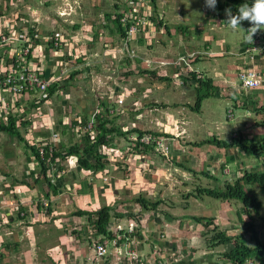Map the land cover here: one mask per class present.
Segmentation results:
<instances>
[{"label":"crops","instance_id":"1","mask_svg":"<svg viewBox=\"0 0 264 264\" xmlns=\"http://www.w3.org/2000/svg\"><path fill=\"white\" fill-rule=\"evenodd\" d=\"M80 1L82 2V9L79 10L76 21L73 18L71 19L73 23H70L69 20L63 19L72 24L70 25L72 29L67 32L63 29L60 30L71 40L72 45L70 46L80 55L77 63L69 67L68 77L62 79V82H55L58 84L57 91L53 94H49L48 91L49 98L45 102L36 100L37 93H29L15 100L12 104L13 111L10 112V117L13 115L16 118L24 117L29 119L31 123L27 122V124L18 126L15 119L21 138L17 137L24 144V150H21L20 147H4L2 155L0 154V264H92L91 259H93L94 254L90 247L91 238H95L96 235L102 232L97 231V227L90 224L86 214L80 215L76 211L94 212L103 206L112 207V213L116 214V216L112 214L107 227L114 223L124 225L129 219L136 220V240L131 247L141 257L147 259L149 264H159L161 261L181 264H229V261L221 253L231 249L232 242L217 245L213 248L207 247L208 233L214 225H217L219 229L226 230L229 235L234 236L242 232L241 234L246 238L251 232H243L244 229L240 223L241 221L251 220L254 224L259 223L256 227V235L259 229L258 233L261 232L264 237V224L260 222L259 217L250 208H245L239 200L218 199L219 201L210 203L205 198L208 195L199 193L196 187L195 194L185 196L186 198L182 194H178L177 197L172 196V211H164L161 215H157L159 212H156L159 207L153 210H145L135 202V197L141 195L151 201L160 199L161 204L164 198L167 197L166 194H168L170 188L172 190L174 187L176 188L178 182L186 184L189 179L195 180L197 178L201 185L198 187L221 189L226 182H232L234 179L243 177V174L238 177L233 173L231 176L229 172L225 171L229 166V155L226 153L224 157L218 155L212 164L205 166L204 170L206 171H203V174L207 177L205 183L200 182L199 177L195 175L196 173L191 176L188 170L190 167L184 168L183 163L179 161L183 150V145L179 143V139H181L179 136L186 132V129L183 125L176 124V119L180 115H177L175 112L177 110L173 109V111L167 113L168 121L171 120L176 125L173 126L170 135L163 138L164 141L166 139L165 144L168 145L167 153L158 152L153 147L146 146V149H141L140 151L143 150V152L139 151L138 157L134 158L128 146L130 140L138 136V133L132 129L144 131L141 123L138 124L136 121L137 119L140 121L142 117L150 114L148 112H152L129 111L131 107L128 104H122L126 98L132 95L135 88L122 85L120 93L114 94V90L119 88H113L112 86L109 88L107 101L100 103L98 99L101 97L99 96L95 106L92 101L90 102L91 109H89L84 94L79 102L82 111H73L71 101L68 99L70 96H68V92L64 95V91L76 71H86L83 77L90 82L92 91L98 86L102 87L109 80H113L115 83L121 80L123 83L126 80L125 72L123 77L119 79L117 77L118 66H121L125 71L127 63L131 62L132 68L133 59L141 61L142 64L145 63L146 66L152 68L151 71L154 74V69L160 68L164 75L162 74L163 76L159 77L163 79L172 78L174 84L188 85L187 79L182 78V75L181 79L174 76L179 66H175L173 63L179 61L181 56L187 59L190 69L201 72L203 77H207L202 71L194 67L197 52L203 55L200 58H206L205 54L209 57L224 56L232 52L233 47L236 46L237 62L234 64L227 62L223 73L214 74L210 78H212L215 86L222 85L224 89H227L228 85H235V87H230L238 93L235 104L230 97L231 95L227 99H230V104L233 103L236 108L235 111H241L235 116L239 122L237 132H242L248 137L258 136L264 134V126L260 123L264 121V114L257 112L258 110H255L254 107H260L264 104V53L262 56L257 57L260 64H256L262 73V84L245 94L238 85L236 74L244 66L239 53L247 44L245 41V27L247 25L242 22L241 25L244 27L243 38L234 43L230 37L235 35L236 39L240 38L243 30L240 32L235 29L228 33L227 29H222L227 25L225 22L227 20L225 9H231V11L233 9L230 6L223 5L221 0H217L214 11L204 8L208 25H199L196 29H192L196 33L201 31L204 46L199 45L200 47L193 48H191L189 41H185L192 39L191 42L196 45H198V41L194 37L183 38L182 34L186 26L178 24V21L180 23V21L186 19V16L176 18L173 22L175 27H173L172 24L168 23L170 18H166L164 10L160 8L163 1L153 0L157 11L162 12L165 24L162 28H156L155 31L141 32L134 40L130 41L129 48L134 52L135 57H131L129 49L127 50L124 47L122 29L117 27L116 17L114 16L118 8L116 0ZM180 9L181 7L177 1L175 17ZM30 18L32 22L33 17L31 15ZM38 19L40 20L39 16ZM34 24L40 30V21ZM206 29H208V32ZM260 32L264 35V31ZM176 35L180 38L174 44L173 37H176ZM210 43L218 44V48L211 49ZM47 50L45 48L46 74L51 70H55V62L58 59L49 54ZM162 54L165 55L162 56ZM109 61L116 67L113 71L104 69ZM147 61H150V63L148 64ZM159 61L166 64L161 65ZM167 64L170 65V69L174 70L172 74H167V71L170 70L168 67L166 68ZM100 68L103 69L102 72ZM147 68L143 72L148 73ZM56 69H58L57 66ZM146 73H144L145 76ZM158 74H160L159 71ZM144 75L139 77L137 82H144ZM150 85H159L157 90L163 95L165 94L160 89V84L152 82ZM138 93L133 95L137 97L136 100L147 97L144 91H141L140 95ZM223 93L227 94L229 92L223 91ZM118 99H122L123 102L119 103ZM249 104H251V108H249ZM134 105H136V101ZM97 107L100 111L96 116L102 113L105 118L110 120L109 126L120 127L121 131L125 132V134L113 133L111 136L108 135L110 142L105 144L113 150L127 149L128 151L125 152L128 155L125 156V159H118L117 161V157L110 160L106 154V166L95 172L83 169L77 162L76 155L66 156L59 162V168L63 169V174L58 181L53 183L57 189V192L54 193L46 180H37L32 175L40 169L39 164L34 159L33 141L35 139H46L52 128L59 132V149L67 146L62 142L64 132L71 133L73 138L80 140L81 138L76 137L71 129L75 122L74 119L78 116L84 120L89 119ZM66 116L68 123L64 122ZM10 117L5 121L0 119V124H7ZM129 117L135 119L133 126L131 125L132 129H129V123L126 125L120 122L121 119L125 120ZM33 122L35 124L36 122L42 123L44 126H35ZM251 122L254 123L252 125L254 128L251 127ZM161 124L164 127L165 123L162 122ZM250 131L252 132L250 133ZM0 132L4 131L0 130ZM214 136L217 137V135ZM209 146L215 145L210 144ZM232 148L243 153L239 148ZM223 149L225 150V148ZM38 158L40 159L39 156ZM45 158L51 159V155L46 153ZM257 159H261L262 166H264V154L257 157ZM231 177L232 181L230 180ZM245 187L250 188L258 199V193L264 192L258 184H246ZM179 190H181L180 186ZM151 195L152 198L150 199ZM198 199L207 202H205V205L197 206L195 202ZM41 201L47 202V205L42 206ZM248 212H250L252 218L248 215ZM238 213L241 221L238 218ZM258 214L264 217L260 215V209ZM191 216L212 217L214 223L203 227L201 223L193 221ZM258 237L261 239L260 236ZM247 243L249 246L254 245L253 240L251 242L247 240ZM255 257L247 259L243 264H260ZM112 260L113 255L111 254L103 264H109Z\"/></svg>","mask_w":264,"mask_h":264},{"label":"rangeland","instance_id":"2","mask_svg":"<svg viewBox=\"0 0 264 264\" xmlns=\"http://www.w3.org/2000/svg\"><path fill=\"white\" fill-rule=\"evenodd\" d=\"M163 5L160 7L161 10H164L166 14V18L168 19V23L173 25V22H175L176 18L180 17L183 18V16H186V19H183V21H178V24L185 25L186 28L183 32V38H195L198 41V45L193 44L191 41L192 39H187L185 42L189 41L191 48L193 47H200L199 45L204 46V39L202 37L201 31L199 33L194 32L193 30L196 29L199 25H208V19L205 15L204 8V0H162ZM178 5L181 7L180 12H178L177 16L175 17V6ZM225 0H221V3L224 4ZM69 2L72 3V6L74 4V0H0V13L1 16H7L10 15L13 12H18L23 17H27L28 20L31 22L30 18V10H35L36 15L40 17V31L41 33H48L50 31V28H56V29H63L64 31H68L69 29H72V27L69 24L68 21H64L63 18L73 19L76 21L78 18L79 10L82 9V2L78 0V7L76 10V14L72 13L71 17H59L57 14L58 10H62L63 7L69 8ZM172 18V19H171ZM173 27H175L173 25ZM240 27L243 29V34L240 38H237L234 36L230 37L234 43L239 41L243 38L244 35V27L240 25ZM186 29H188L186 31ZM193 29V30H192ZM222 29H227L228 33L231 32L233 29H231L228 25H225L222 27ZM231 29V30H230ZM242 29L237 28L238 31H242ZM208 32V29H206ZM238 33V32H237ZM223 35V34H222ZM225 36V35H224ZM240 36V35H239ZM226 37V36H225ZM178 38H180L178 35L176 37H173V40L175 41L174 44L177 43ZM211 49L218 48V44H212L210 43ZM175 48V47H174ZM226 54V53H225ZM165 54H162V56ZM203 55L197 52V56H195V65L194 67L204 73L207 77H213L214 74L218 75L224 72L225 70V64L228 62L230 64H234L236 61V46L233 47L232 52L226 55H219L215 57H209V55L205 54L206 58H200ZM167 57V56H166ZM109 59V58H108ZM138 61V60H137ZM135 59H133V66L131 68V62H128L126 65V70H123L121 66H118V75L117 77L122 78L123 73L125 72L126 80L122 83L121 80L118 82H113V80H109L110 84L108 82H105L102 87L94 88L91 90L90 82L85 79L83 76L86 73V71H81L76 73L74 71V77L69 80L67 84V89L64 91V95L68 92V96H70L68 99L71 101V104L73 106V111H82L79 107L80 99L85 94V100L89 104V109H91V101L94 103V106L97 102V99L100 103L102 101H107L109 88L113 86L118 87L119 89L114 90V94L120 93V90H122L121 86L125 85L133 89L134 92H132V95H130L122 104H128L131 109L129 111H152L148 112L149 115L142 117L141 120L137 119L136 122L141 123L142 127L144 128L145 132L153 133L158 136H161L162 138H165V136L170 135L173 126L176 124L183 125L186 129V132H183L180 134L178 132L179 137V143L183 145V150L181 151L182 155L179 158V161L183 163L184 168L189 166L188 170L192 174L197 175L199 177L201 183H205L206 176L203 174V171L205 169V166L208 164H212V162L215 161L216 156L221 155L224 157V154L226 153L229 155V161L227 166V170L229 173L232 174L235 173L236 176H240L244 174L246 171H254V170H261L264 169V166H262L261 159H257L254 156H247L241 152H237L232 147L226 148L225 150L221 147L216 146H209V143L201 144V145H195V143H198L200 141H203L204 139H207L211 136L217 135V137H220L222 139H226L227 141H231V139L237 134V127H239V122L236 120L235 116L237 113H241V111H235V107L233 103L230 104V99H227L229 97L228 95H231L232 101H234V104L236 102V97L238 96L237 91H233V89H230V87H235V85H228L227 89H224L222 85H217V96H209L202 100L201 106L199 110H195L193 108V105L195 104L196 99V93L194 89V84L191 82L188 85H179L174 84L171 79H163L159 76H163L164 72L161 71V69L157 68L154 69L155 74L151 71L152 68L146 66L145 63H140ZM256 64H260V60L256 59ZM170 65H166V68H169ZM114 64L112 65L111 61H109L104 69H109V71H113ZM148 67V68H147ZM148 69V73L143 72L144 69ZM163 68V66H161ZM233 68V67H232ZM83 69V68H82ZM101 72L103 71L102 68H100ZM164 69V68H163ZM179 70V69H178ZM158 71L160 74H158ZM173 69L167 71V74H172ZM130 72V73H129ZM146 73V76L144 75ZM163 74V75H162ZM144 75V82H137V79L139 77H143ZM168 75H166L168 77ZM176 79V78H175ZM152 82H156L157 84H160V89L164 91V95L160 93L157 88L159 85H150ZM184 84V83H183ZM214 85V84H213ZM104 86V87H103ZM102 88H104L102 90ZM99 89V90H98ZM144 91L147 94L146 98H142L141 100H136L137 97H134L133 95L137 92L138 95H140V92ZM223 91L229 92V93H223ZM231 93V94H230ZM62 94V93H60ZM63 95V94H62ZM143 96V94H142ZM124 99V98H123ZM136 101V105H134V102ZM58 104V102H56ZM93 106V104H92ZM29 107V105H28ZM31 108V106L29 107ZM228 108H231L234 112L233 118H228L226 111ZM249 108H251V104H249ZM173 109H176L175 111L177 115H180L178 119H176V124L172 123L171 120L168 121V112L170 113L173 111ZM242 113H244L242 111ZM135 121L134 117H129L124 119H121V123H125L126 125H129V129L131 128V125L133 126V122ZM164 122V127L161 124ZM252 123V122H251ZM252 125L254 123H252ZM162 130H160V129ZM235 128V129H234ZM254 128V126L252 127ZM251 129V128H250ZM262 130V129H261ZM252 131H250L251 133ZM177 135V136H178ZM216 137V136H215ZM77 139L73 138L71 133L64 132L62 134V142L64 144L68 145L69 142H74ZM166 141V139H165ZM120 142V141H119ZM24 144L18 139L17 136H11L7 133L0 132V154L2 155V149L4 147H16L21 148V150H24L23 148ZM26 150V149H25ZM192 150V151H191ZM194 151V152H193ZM161 152V151H158ZM193 152V153H192ZM243 154V155H242ZM106 157V156H105ZM189 159V160H188ZM263 159V158H262ZM183 168V167H182ZM181 168V169H182ZM183 168V169H184ZM123 169V168H121ZM186 173V172H185ZM184 175V174H183ZM234 176V175H233ZM232 181V177L230 179ZM160 186V184H159ZM179 186L181 187V190H179ZM184 186V187H182ZM201 186L198 182V179L195 180H188L186 184H183V182H178L176 188L174 187L173 190L170 188L168 190L167 197L164 198V201L158 205L159 207L156 212L157 215H161L164 211H172V205L173 200L172 196L177 197L178 194H182L184 198L188 195L195 194L196 187ZM159 189V188H154ZM258 197L261 202L260 207V215L264 216V192L258 193ZM150 199L152 198L149 197ZM207 201L217 202L219 201L216 198H212L209 196H206ZM158 200V199H157ZM160 200V199H159ZM206 200L201 201L198 199L195 203L198 205H205ZM183 203V202H180ZM235 203V202H233ZM112 217V216H110ZM240 220V216H238ZM111 219V218H110ZM241 221V220H240ZM244 222V221H243ZM243 222L241 221V226H243V232H248V228L243 225ZM257 225L259 223L254 224V228L256 230ZM242 231V230H241ZM238 232V231H235ZM240 232V231H239ZM259 232V229L257 230V235L263 237V234ZM242 233V232H241ZM251 233L246 237V240L251 242ZM264 238V237H263ZM256 259L260 262V264H264V262L255 255Z\"/></svg>","mask_w":264,"mask_h":264},{"label":"built area","instance_id":"3","mask_svg":"<svg viewBox=\"0 0 264 264\" xmlns=\"http://www.w3.org/2000/svg\"><path fill=\"white\" fill-rule=\"evenodd\" d=\"M65 1V0H63ZM118 8L114 16L118 25L123 30L124 47L130 52L131 57H135L134 52L129 48V43L134 40L141 32H152L156 28H162L165 24L161 11H157L153 0H116ZM74 4L69 2L70 7H63L58 10L59 17H70L72 13H76L78 1L74 0ZM33 17L32 22L20 15L17 11L7 16H1L0 13V119L7 120L10 117L12 104L15 100L29 93H37V101H46L49 98V87L55 82H62V79L68 77V69L73 64H76L79 59V54L70 46L72 42L68 37L58 29H51L48 33H41L35 22H38V16L34 10L30 11ZM68 20L67 18H63ZM27 20L29 21L27 23ZM70 23L73 20L69 19ZM251 25L245 27V31ZM245 41L247 44L240 51L239 56L243 60L244 66L237 71L236 79L242 91L246 94L251 89L257 88L262 84L263 77L261 71L255 63L257 57L264 53V35L258 31L253 40L247 39L245 32ZM58 59L55 65L58 69L51 70L46 74V51ZM149 64L150 61H147ZM159 64L165 65L163 61ZM179 66V70L174 74L176 78L181 79V75L186 74L188 79L186 82H192L190 73L195 74V78L203 77L198 71L190 69L188 61L184 56L180 57L179 61L173 63ZM61 93V91H59ZM38 102V103H40ZM121 103L122 99H118ZM100 111L97 107L91 114L89 119H83L78 116L74 119V124L71 126L76 137L81 138L84 135L89 137L92 142L97 135L96 130V114ZM228 118L234 117V112L228 108ZM17 125L27 124L31 121L24 117H18ZM68 123V118L64 119ZM35 126H44L42 123ZM50 134L46 139H35L33 147L39 153V157L47 169L46 176L51 183H55L63 174V169L59 168V162L65 157H57L54 160L46 159V151L51 153L59 149V132L55 129H50ZM153 147L155 151L167 153L168 145L164 139L153 133H144L141 136L133 137L130 140L128 148L134 158H137L139 151L146 147ZM104 148V149H103ZM137 148V150H135ZM100 151L108 155L112 160L117 157V161L125 159L128 155L127 149L113 150L107 144H100ZM70 156V155H68ZM72 156V155H71ZM34 159L40 165V159L34 156ZM225 171L229 172L227 169ZM31 173V172H30ZM35 179L39 177V171L32 174ZM42 202L43 206L47 202ZM137 222L135 219H129L126 224L114 223L107 227V233L96 235L91 238V251L94 254L91 259L92 264H103L109 255H113V260L109 264H149V261L131 247L136 240ZM159 264H181V263H164Z\"/></svg>","mask_w":264,"mask_h":264},{"label":"trees","instance_id":"4","mask_svg":"<svg viewBox=\"0 0 264 264\" xmlns=\"http://www.w3.org/2000/svg\"><path fill=\"white\" fill-rule=\"evenodd\" d=\"M252 2L253 0H225L223 5L230 6L233 9L232 11L233 14H236L238 8L241 5L245 3L251 5ZM115 21L117 22L116 19ZM28 22L29 21L27 20V23ZM244 24L250 25L247 21H244ZM117 27L120 26L118 25ZM121 31L122 34H124L123 30ZM182 76H183L182 78L185 77L186 79H188L186 74ZM189 76L193 79L191 83L194 84V89L196 93V99L193 108L195 110H199L201 106V102L204 98L218 95L216 88L217 86L213 85V80L210 77L195 78L194 73H190ZM57 88H58L57 83L52 84L48 90L49 94H53L54 92H56ZM254 109L258 110L257 112L264 114V104L261 105L260 107H254ZM15 119L17 118L15 115H13L10 117L7 124H0V130L10 135H16L19 138H21L20 131L18 130L19 128H17V125L15 124ZM109 123L110 120L105 118L102 115V113L100 115H97L96 116L97 135L95 140L91 142L89 140V137L87 135H84L81 137L80 140H76L74 142L70 141L67 146L60 148L57 151L51 153V160H54L57 157H66L68 155L74 154L77 156V162L83 169L92 170L94 172L103 169L107 164V160L105 155L100 151V144L110 142L108 135L111 136V134L113 133L125 134V132L121 131L120 127H114L113 125L109 126ZM260 123L264 126V121ZM132 130L133 131L135 130L138 133V136L144 134V131L142 130H136V129H132ZM203 143H209L215 145L216 147H222L225 149L229 147L239 148L247 156H254L256 158L264 154V134L248 137L246 134L242 132H237V134L231 139V141L218 139L215 136H211L195 144L200 145ZM32 150L37 158L39 156L38 151L34 148H32ZM135 150H137V148H135ZM140 152H143V150ZM46 153H48V151H46ZM39 166H40L39 177L37 179L46 180V183H48V186L51 188V190L54 193L57 192L56 186L53 183H51L49 179H47L46 176L47 169L43 163V160L41 159ZM246 184H258L261 190H264V169L246 171L244 172L243 177L234 179L232 182H226L221 189L209 188V187H197V191L201 194H205L216 199H221V200L237 199L243 204L245 208H250L254 212V214L257 217H259L260 222L264 224V217H261L258 214V211L261 206V202L254 195V193L250 188L245 187ZM135 202H137L138 205L141 208H144L145 210H153L157 208V206L160 204L161 201L160 200L151 201L141 195H138L135 197ZM76 213L80 215L86 214L89 218L90 224L96 226L97 231H100L102 233H107V223L110 221L111 218L110 216H112L113 214L112 207L109 206H103L97 211H94V213L89 211H82V210H78L76 211ZM249 213L250 212H248V215L250 216ZM113 215L116 216L115 213ZM191 218L193 221L201 223L203 227L209 226L214 223V218L212 217L191 216ZM243 225H245L248 228V231L252 232L251 238L254 241L253 246L248 245L247 240L243 234L240 233L234 236L229 235L227 234L226 230L219 229L217 225H214L213 228L209 230L208 233L209 236L206 240L207 247L213 248L214 246L217 245L232 242L233 243L232 248L223 251L221 253V255L229 261V264H243L247 259H250L255 255H257V257L264 262V238L260 239L256 235L254 222H252L251 220L246 222L244 221ZM0 259H1V254H0Z\"/></svg>","mask_w":264,"mask_h":264},{"label":"clouds","instance_id":"5","mask_svg":"<svg viewBox=\"0 0 264 264\" xmlns=\"http://www.w3.org/2000/svg\"><path fill=\"white\" fill-rule=\"evenodd\" d=\"M217 0H204V6L208 9L215 10ZM227 16L226 24L233 30L240 28L242 22L247 21L251 26L245 31L247 39L253 40V36L258 31H264V0H253L251 5L245 3L238 8L236 14L231 9H225ZM243 30V29H242Z\"/></svg>","mask_w":264,"mask_h":264},{"label":"bare ground","instance_id":"6","mask_svg":"<svg viewBox=\"0 0 264 264\" xmlns=\"http://www.w3.org/2000/svg\"><path fill=\"white\" fill-rule=\"evenodd\" d=\"M120 117V116H119ZM59 122V121H58ZM104 122V121H103ZM99 126V125H98ZM63 131V130H62ZM113 131H114V129H113ZM117 140V139H116ZM91 145V144H90ZM117 145V144H116ZM76 146V145H75ZM67 148V147H66ZM85 149V148H84ZM36 152V151H35ZM76 154H77V152H76ZM92 154V153H91ZM38 158V157H37ZM47 159V158H46ZM96 159V158H95ZM90 164V163H89ZM104 165V164H103ZM38 180V179H37ZM63 183V182H62ZM108 205V204H107ZM40 206V205H39ZM43 206V205H42ZM38 209V208H37ZM38 212V211H37ZM7 213V212H6ZM94 213V212H93ZM110 214V213H109ZM18 216V215H17ZM19 219V218H18ZM144 249V248H143Z\"/></svg>","mask_w":264,"mask_h":264}]
</instances>
